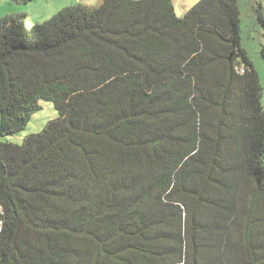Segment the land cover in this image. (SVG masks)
<instances>
[{
	"label": "trees",
	"instance_id": "trees-1",
	"mask_svg": "<svg viewBox=\"0 0 264 264\" xmlns=\"http://www.w3.org/2000/svg\"><path fill=\"white\" fill-rule=\"evenodd\" d=\"M242 22L240 0L0 16V136L42 100L58 111L0 141V264H264L263 86Z\"/></svg>",
	"mask_w": 264,
	"mask_h": 264
},
{
	"label": "rangeland",
	"instance_id": "rangeland-1",
	"mask_svg": "<svg viewBox=\"0 0 264 264\" xmlns=\"http://www.w3.org/2000/svg\"><path fill=\"white\" fill-rule=\"evenodd\" d=\"M199 0H174L176 13L182 16L186 10L191 8ZM262 0H240L242 7V26L244 33V44L249 48L256 68L259 72L263 86L262 105L264 109V61L260 55L261 43L264 41L262 30L255 22L256 6ZM83 2L92 6H100L102 0H32L28 3H18L14 0H0V16L10 13H24L28 27L43 22L53 16L64 6ZM42 108L32 115L27 127L14 135L3 138L0 141L9 140L15 144H22L26 136L40 133L48 122L57 118L58 111L53 102L42 100ZM1 122V116H0Z\"/></svg>",
	"mask_w": 264,
	"mask_h": 264
}]
</instances>
